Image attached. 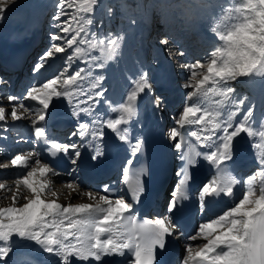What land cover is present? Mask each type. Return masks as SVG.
<instances>
[{
	"label": "snow or ice",
	"instance_id": "1",
	"mask_svg": "<svg viewBox=\"0 0 264 264\" xmlns=\"http://www.w3.org/2000/svg\"><path fill=\"white\" fill-rule=\"evenodd\" d=\"M15 2L16 0H0V19L4 18ZM97 3L98 0H58L60 10L53 16V21L56 22L55 27L59 32L52 33L51 40L64 41V44H53L51 47L54 52L48 51L46 57L66 52V44L67 48H74L66 57L69 66L78 59L86 61V66L66 69V78L61 83L62 90L56 87L59 76L32 85L24 99L38 102L39 107L29 106L23 103L20 97L8 95L10 111H6V107L0 104V141L7 139L6 133L10 131V127L3 122L9 117L13 122L30 119L36 142L43 139L48 145L49 155L55 158L57 154L63 153L71 164L77 165L82 146L95 148L96 155L93 159L102 153L100 144L88 141V135L100 140L107 138V133L100 128H92L90 131V123L104 125L106 129L119 136L120 141L128 139L125 134H121L122 130L118 126L128 124L136 116L142 94L153 90L146 73L130 77L125 98L120 103L121 115L118 119L110 118L105 123L95 118L90 122L79 118L80 113L92 116L101 99L106 100L105 91L100 84L102 76L94 78L91 91L81 86L79 81L84 78V74L91 75V68H104L105 63L118 54L120 46L118 36L89 31L88 26L93 22L91 14ZM243 7L246 11L254 13V17L243 16L242 19L233 17L236 22L230 26L222 27L217 24L211 28L223 42V46H218L210 52L208 62L197 60L183 64L190 73L184 86L193 91L187 93L185 105L175 120L176 126L170 131V139L174 148L180 150L182 144L176 142L177 137L182 135L179 129L186 125H201L200 132L191 131V136L208 149L203 152L196 151L189 145V151L180 155L181 160L187 158V165H195L196 157H203L209 165L216 166L218 171L221 166L228 167V162L233 159L235 139L244 133L250 138L256 134L250 123L251 108L244 113L242 119L233 124V117L240 112V105L244 104V100L236 102L232 97L234 90L227 84L237 77L264 73V0H248ZM235 11L240 12L241 8L237 7ZM231 12L229 9L224 19H227ZM60 32L64 35H60ZM160 43L166 45L168 39L162 38ZM97 49L103 56V62L100 57L92 55ZM43 66L38 64L35 67L39 69ZM197 69L204 71L198 73ZM209 93L221 98L215 102L214 111L204 107L205 100L200 99V97L206 99ZM53 96L67 99L78 121L71 136L79 137L80 141H86V144L61 143L48 137V122L52 119V109L55 107ZM155 99L160 100L161 97L156 96ZM17 101H20L19 106ZM225 104L235 107L227 120L222 117ZM110 107L115 110L114 106ZM20 109L27 115L20 114ZM32 116L35 118L32 119ZM260 127L264 129V124ZM124 132H127V129H124ZM218 132L222 134L218 135ZM259 136L264 138V131H259ZM142 146L140 140L132 143V155L140 153ZM34 153L37 157L35 166H30L29 161ZM39 156L40 151L34 149L26 156L16 154L0 160V169H8L9 165L13 168L20 166L30 168L20 178L14 180L15 189H6V184L0 183V189L12 193V205L0 207V242L7 245H0V261L7 264L12 244L24 240L42 246L45 252L54 253L60 258L61 264H71L72 257L81 261H88L90 258L101 261L103 256L114 254L125 257V250L130 253L127 264H162L158 258L160 253L156 249L161 252L166 250L167 238L176 237L179 228L176 213L181 211V207L175 199L169 201L166 213L154 219H145L138 226L134 208L135 203L139 202L138 193L142 192L139 184L132 189L133 197L136 198L134 203L125 197L111 198L109 193L112 190L107 185L104 186L103 193H97L82 190L75 180L68 181L65 183L67 188L73 192H80L93 202L61 204L58 200L62 193L54 189L53 181L48 176L49 173L59 174L55 170V164L49 161L42 162ZM127 163L131 165L133 160L129 159ZM259 163L261 168L258 175L264 177V157H261ZM184 167L186 166L182 165V169ZM76 171L78 168H72L66 174L71 176ZM177 175L184 177L188 173L182 170ZM249 179L254 181L255 175ZM231 183L234 181H230L229 184H222L216 180L205 183L198 194L200 200L221 193L232 195ZM125 214L128 216L125 217ZM127 221L131 222V228L128 227ZM194 233L187 239L191 241L200 237L206 243L196 251L192 246L186 245V255L181 264H264V187L260 188L259 193L249 187L242 193V198L238 202L222 214L201 223ZM105 236L106 238L102 239ZM12 237H16L17 241H12ZM66 241L68 243H65Z\"/></svg>",
	"mask_w": 264,
	"mask_h": 264
},
{
	"label": "rangeland",
	"instance_id": "2",
	"mask_svg": "<svg viewBox=\"0 0 264 264\" xmlns=\"http://www.w3.org/2000/svg\"><path fill=\"white\" fill-rule=\"evenodd\" d=\"M24 1H27V0H16V2L11 6V10L8 13H6L4 18L0 19V36L3 34L5 30V29L3 30L4 26L9 23V20L12 15L11 11L13 9H16L19 5L23 4ZM38 2L40 3L39 5L37 4H33L32 6L29 5L25 13L29 14L31 17L34 11L36 10H42V8L44 9V7L46 8L48 5H52V8L49 9L48 11L46 10L44 11L45 13L44 15H46V17L43 23V31L41 33L39 40L37 41L35 50L32 53V56H31L32 59H31L30 66L26 70L25 72L26 74L24 73L25 76H22V81L28 82L27 84L24 83L25 86L28 85L27 86V90H28L32 86L31 84L32 79H33L34 84H41L47 81L48 79H50V77L48 79H44L45 72L47 70L46 68L54 69V71L51 72V74L56 73L57 70L59 69L60 70L59 74L60 75L62 74V76L58 80V84L56 87L58 90H62L61 83H62V80L66 78V75H67L66 69H68L69 67H71L72 69L84 67L86 66V61L79 60V59L74 60L71 66H69L66 57L68 54L74 51V48H67L66 44H65L66 52L59 53V54L54 53L52 57H46V53L48 51L54 52L53 48L51 47L53 44H64V41H60V40L52 41L51 40V34L54 32H59V29L55 27L56 22L53 21V16L57 12H59L60 9L58 7V0H38ZM247 2L248 0H139L140 6L139 5L124 6L123 7V10H124L123 19L121 21H116L113 14L109 15V13H107L105 16H102V10L100 6H102L105 3V0H98V3L94 8V12L91 14V19L93 22L88 27H89L90 32H95L98 34L111 33L114 36L120 37V40L123 38H126V39L128 38L127 40L131 42L132 45H134V32L136 30L135 29L136 28L135 19H138L139 20L138 24L149 31L150 42H151L149 46L150 50L147 52V54H145L143 63L147 65L148 71L152 73V76L154 78L158 77L159 75L158 79H162V80L165 79V73H164V69L162 68L161 62L164 59H169L170 61L169 63L171 65H173L172 63H174V68H176V71H178V75L180 77L179 82L182 85L183 90L185 91L184 92L185 94L183 97L184 98L183 103L181 104V107L178 109V110H182L186 102L187 93L189 91H193V89L185 88L184 86L188 82L190 73L188 70H186L183 67V64L187 62H195L197 60L201 62H208V57L210 56V52L218 46L222 47L221 43H219L218 41L213 42L209 48L204 49L203 47H201L198 39L192 38V33H194L195 24L200 19H204L209 22V26L211 27L216 26L218 22L219 23L221 22L222 27H227L236 22V20L233 19V17H237L241 19L243 18V16L254 17L255 15L254 13L246 11L243 7L244 5L247 4ZM237 7L241 8L240 12L235 11ZM229 9H231L232 12L228 16L227 19H224L225 13ZM139 10L142 11V14L139 13ZM73 14L75 15L77 13H73ZM141 17L145 18V24H143L142 20L140 21ZM129 20H130V23H127ZM132 20L133 22L131 23ZM73 26L75 27V25ZM59 34L62 36L64 35V33L62 32H60ZM69 35H71V33H69ZM162 38L168 39V43L166 45L160 43ZM81 47H84V46L81 45ZM158 51L162 54L161 56L158 55L157 53ZM181 52H183L184 54L180 55ZM164 54L166 55V57ZM92 55H95V53H92ZM131 57H133V59L135 58L133 55L131 56L129 55V57H126L124 59L123 61L124 64L122 63L123 67L124 65L126 66V61L128 60L127 58H131ZM114 58H117V57H114ZM132 61L135 65L134 60ZM38 64H43L44 66L42 68L37 69L35 66ZM134 65H133V68L136 67L137 65L141 66L142 64L136 63V66ZM120 67H119L120 70H124V69H121ZM141 67L144 68V66H141ZM196 71L200 73L204 70L197 69ZM90 72H91L90 76L87 74H84V78L79 81L81 86L85 87L86 90L91 91L92 90L91 83L94 81V78L96 76H102L103 79L100 81V84L102 88L104 89L108 81L104 68L99 69V68L93 67L90 69ZM192 82L195 83V81H192ZM227 84L228 86L233 88L234 92L232 94V97L236 102H239L240 100H244V104L240 105L239 113L244 115V113H246L245 110H248V108L253 109L252 105H257V104H250V103H254L255 101L253 97L255 93L248 92L246 89H243V87L242 88L240 87V85L242 84L240 77H237L235 80L228 81ZM9 85H10V82L6 80L0 83V86L4 88L3 91L0 92V95H1L0 104L6 107V111H10L11 109V105L9 104V101L7 99L8 95L13 96L15 94V93L9 94L10 89H9V92L7 93L6 90L8 89L7 86ZM24 85L22 86V92L25 89ZM106 88L108 89V87ZM17 90H16L15 96L17 95V92L19 94L16 97H20L21 94L27 92V90L26 92L24 90L23 93H20V91L19 90L17 91ZM23 96L25 95L23 94ZM56 98L60 99L59 97H56ZM213 98L216 101L221 99L220 97L218 98V96H216L215 94ZM22 100H23V103L29 106L35 107L33 104L29 102V100H26L24 98ZM16 103L19 106L20 101H17ZM223 107L225 109H228L227 113H230L231 111L235 110L234 105H231V104H225ZM178 110H177V113L171 114L168 119L167 127H168L169 134H170L171 129L174 126H176L174 116L179 115L180 111L178 112ZM20 114H26V113H24L23 109H20ZM34 118L35 117L32 116V119ZM3 123H7L11 130V124L13 123V121L11 120L10 117ZM26 123H27V126H30L31 120L26 119ZM26 132L27 131H22V134H23L22 137L26 138L27 136ZM6 136H7V140H10V142L8 141V143L16 144L15 140L19 139V138H15V140L12 139V137L9 136L8 132L6 133ZM1 152L2 150H0V154ZM22 152L18 154L25 155V156L27 155V152L26 154L25 152L24 153ZM14 155L15 154H10L3 160L8 159L9 157L14 156ZM31 166H33V163ZM12 168L13 167L9 165V168H8L9 170L6 169L7 170L6 172H3V173L0 172V183H5L6 189L7 188L15 189L16 185L14 183V180L16 178H20L23 174L26 173L27 170H30V168H24L23 166L15 168L17 170H11ZM2 170L4 169H0V171ZM5 173H7L6 177H5ZM55 182H53L54 189L60 191L62 186H64L67 181L60 182V183L59 182L55 183ZM58 185H61V186H58ZM6 189H0V207H8L12 205V200H11L12 193L7 191ZM169 190H171V186ZM60 192L62 194L60 195L59 199L61 197L63 198V196H66L65 198L66 200L64 201L69 202L68 199L70 196H72L73 191L69 189L65 195L63 191H60ZM77 199L78 197H76V199L74 200H77ZM20 203H22V201ZM17 206H19V204ZM164 210L165 209H163L162 213L164 212ZM28 242L34 244V242H30V241ZM0 245L7 246L4 244V242H0ZM18 246H19L18 242L12 244V248H15ZM43 252L45 251L43 247L40 245H38L34 249V253L41 254ZM184 252H185V246L183 245L182 250H181V255H180L181 261L183 257L186 255V253ZM49 258L51 257L46 256V259H49Z\"/></svg>",
	"mask_w": 264,
	"mask_h": 264
},
{
	"label": "bare ground",
	"instance_id": "3",
	"mask_svg": "<svg viewBox=\"0 0 264 264\" xmlns=\"http://www.w3.org/2000/svg\"><path fill=\"white\" fill-rule=\"evenodd\" d=\"M33 4L39 5L40 3L38 2V0H27V1H24L23 4L19 5L16 9H13L11 11L12 18L10 19L9 23L4 26L3 30L4 29L5 30H4V32L2 30L3 34L0 36V55L7 56L13 51V48L17 45V43L15 42V40L13 38L14 34L17 31L21 32L22 27H23V25H25V23H27V20H29V19L33 20L34 16L37 15L36 17H38L41 12H43L45 10H49V8L51 7V5H48L46 8L45 7H44V9L42 8V10H36V11H34L33 15L30 17V15L26 14L25 12L27 11V7L29 5L32 6ZM30 13H32V12H30ZM217 24L222 25L221 22L220 23L218 22ZM211 28L212 27L209 26V22L207 20H204V19H200L195 24L194 34L192 35V38H196V39H198V41H201V46H203L204 49H206L207 47H210L212 45V43L215 41H218L223 46V42L220 41L218 39L217 35L211 31ZM139 32L146 35L147 31L145 28H143L141 26V27H139ZM27 37L30 38L31 33H29ZM127 39L123 38L120 40V46H119L118 54L116 56H114L117 58H112L111 60H108L105 63L107 74L109 75V78L111 80V81H108L106 83L107 84L106 87H108V89L106 87L104 88L106 100L101 99L100 103L97 105L95 112L92 116H89L88 114H85V113H80V117H79L80 120H85V121L90 122L93 118H95L98 121L103 120L106 123L107 119H110V118H117L118 119L121 115V113L119 112L120 103L124 99V96L126 94V89H127V86L130 82V77L135 76V75L140 74V73H146L147 75H148V73H150L147 70V68H148L147 66H144V68L141 67V66H143V64L141 66H138L139 64L136 66V62H135V65H134V63L132 64V67H133V65L136 67L130 69L129 72L125 70L122 63L126 57H129V55L131 56V54H130L131 47L129 48V45H128L129 41ZM165 57H166V55H165ZM127 59H130L131 62H133L132 58H127ZM169 62H170L169 59H164L161 62L162 68L164 69V73L166 74V80L165 81L162 79H158V78L152 79V80L149 79V81L152 84L153 92H155V90H157V89H159V90L163 89L164 92L162 95L164 97L167 96L169 91L174 87V85H173L174 81L177 78L180 80L178 72L174 73L172 71V68H171L172 66ZM172 64L174 65V63H172ZM119 67L121 69H124V70H120ZM240 80L242 81V84L240 85L241 88L243 87V89H246L244 86L245 85L244 82H246V83L251 82L250 83L251 85L253 82V84L256 88L255 90H256L257 95L260 96V95L264 94V73H262V74L252 73L249 76L240 77ZM1 81H3V80H1ZM20 82H21L20 89H22V86L24 85V83L25 84L28 83V82H23L22 78H21ZM112 85L113 86L117 85L119 87L118 90H116V92H111V90H113ZM153 85H156L155 90L153 88ZM27 86L28 85L25 86V89H24L25 92L27 90ZM0 87H2V86H0ZM177 88L175 89V91L177 90ZM16 90H17V88L14 89L15 94H16ZM24 90H23V92H24ZM182 91H183V87L181 88L180 91H177L175 94H171L169 96L170 97L175 96V98H178V97L180 98L182 96V94H181ZM18 94L19 93L17 92V95ZM149 95H150V92H147L146 94H142L140 100H142V102L144 103L145 101H147V96H149ZM213 97H214V93H209L208 97L206 99L204 97H200V99L205 100L204 107L211 108L214 111L216 108V104H215L216 100ZM52 101L54 102L55 107L52 109V119L48 122V128H51L54 125H57V128L54 130V132H59L60 131V129H59L60 125H58V123L66 122V123H70V125H72L71 130L73 131L75 125H73L72 123L76 122L77 118L73 114L72 108L69 105L67 99L66 98L57 99L55 96H53ZM29 102L31 104H33L35 107H39L38 102H32V101H29ZM110 105L114 106L115 110H113V107H110ZM227 110L228 109H225L223 107L222 117L224 120H227V117L230 114V113H227ZM245 112H247V110H245ZM97 113L102 114V115H97ZM24 115H27V114H24ZM137 116H138V110H137L136 116H134L129 121L128 124L118 126L122 130L121 134H125L128 137V139H126L124 141H120L119 136L112 133L110 130L106 129V127H104V125L99 124V123L93 125L90 123V131L92 128H100V130L105 131L107 133L106 140H100L99 138L94 139L91 135H89L88 141H94V143H99L100 147L102 149V153L100 156H98L96 159L92 158L88 162V164L90 166H96V165H98L97 163H99V164H102L101 167H103V166H105L106 168L110 167L112 164V161L116 158V156H123V155L126 156L127 152L131 151V145H132L133 141L136 139V123L138 120ZM242 117H243V114L238 113L237 116L233 117V124H235L240 119H242ZM41 123H44V122H41ZM250 123L252 124L253 130L256 134L251 138L248 137L246 133L241 134L240 137H237L234 141L233 155L241 157L245 162L253 163L254 161H256L257 164L260 166L259 161H260L261 157H264V138H261L259 136V131H264V129H262L260 127L261 124H264V106L261 108L260 112L252 111V117H251ZM64 128L67 129L66 127H64ZM184 128L187 131H190V132L191 131H197L199 133L201 125H186ZM124 129H127V132H124ZM180 130L181 129H179V131ZM10 131H14L15 133H17V132L22 133V131H27L26 132L27 136L25 139L28 140L31 133L34 132V129L32 128V125L27 126L26 119H22L20 121L13 122L11 124V130ZM217 134L219 135L222 133L218 132ZM9 136H11L10 132H9ZM11 137H13V136H11ZM14 138H18V136L14 135ZM178 138H179V136L177 137V139ZM69 140H71V138H68L67 141H69ZM6 142L8 143L7 139H6ZM76 142L79 143L78 139L76 140ZM16 145L17 144H13L12 146H10V149H9L7 144L2 145V143H0V146H1L0 150H2V152L0 154L1 155L0 160H3L4 158H6L10 154L16 155V154H18L24 150L26 151V149L29 148L30 142L25 141L22 144H20L19 146H16ZM254 145H259V147H256ZM90 148L93 152V156H95L96 155L95 148L93 146H90ZM22 153H24V152H22ZM36 159H37L36 155H33L32 159L29 161V165L31 166L33 163V166H35V160ZM39 159L43 162V160L40 158V156H39ZM70 165H71L70 169H72V168H76L79 164L77 162V165H73L70 162ZM260 168H261V166H260ZM11 170H17V169L12 168ZM6 171L7 170L4 169L0 172L3 173ZM48 176L51 177L53 182L56 181L57 183L75 180L79 184V186L82 190L91 191V190H87L88 189L87 187H86V189L84 188L85 184L81 181L80 178H78V175L75 172H74L73 176L72 175L69 176L66 173L65 174L59 173L58 175H52V173H49ZM246 182H247L246 183V191L248 190L249 187H252L257 193H259V190L256 189V187H255L256 186L255 180L253 181V180L248 179ZM206 183H212V182L208 181ZM58 186H61V185H58ZM68 190H69V188H67L64 185V186H62L60 191H63V193L65 195L66 192H68ZM169 195L171 196L172 194H169ZM70 197H71V199H70ZM70 197L68 199L69 202L64 201V200H66L65 199L66 196H63V198L61 197L58 202H60L61 204H67V203L76 204V203H92L93 202V201L89 200L88 197L82 196L80 194V192H73L72 196H70ZM76 197H78V199L74 200V199H76ZM163 207H164V204H163ZM166 209H167V206H166ZM162 211H163V208H161V210L158 211L159 215L163 214ZM103 238L104 237H102V239ZM12 241H17V238L12 237ZM18 243H19V246L12 248V250L8 253L7 264H61L60 258L55 256L54 253H48V252H43L41 254L40 253H38V254L34 253L35 247L38 246L35 243L34 244L29 243L28 241H24V240H19ZM65 243H68V241H66ZM204 243H206V241H204L200 237H197V239L191 240V241L187 239L184 246L186 249V245H190V246H192L193 250L196 251ZM184 253H186V250ZM46 256H50L51 258L46 259ZM120 257L121 256H118L115 254L111 255V256H103L101 261H95V260H92L91 258L88 261H81V260H78V259L72 257V258H70V262H71V264H106V263H109L110 260H113L114 258H120ZM0 264H4V261L0 262ZM123 264H125V263H123Z\"/></svg>",
	"mask_w": 264,
	"mask_h": 264
}]
</instances>
